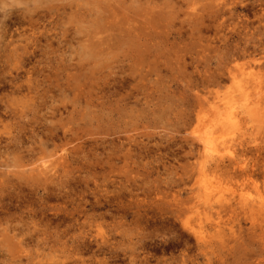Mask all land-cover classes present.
<instances>
[{
	"label": "rangeland",
	"instance_id": "rangeland-1",
	"mask_svg": "<svg viewBox=\"0 0 264 264\" xmlns=\"http://www.w3.org/2000/svg\"><path fill=\"white\" fill-rule=\"evenodd\" d=\"M248 71L264 0H0V264H264V211L189 192L264 200V110L221 169L192 131Z\"/></svg>",
	"mask_w": 264,
	"mask_h": 264
},
{
	"label": "bare ground",
	"instance_id": "bare-ground-1",
	"mask_svg": "<svg viewBox=\"0 0 264 264\" xmlns=\"http://www.w3.org/2000/svg\"><path fill=\"white\" fill-rule=\"evenodd\" d=\"M245 78L248 79V81L244 80V82L249 83L250 85L242 86L241 90L237 93L236 99L230 100L228 102L226 100L219 98V99H217V101L210 102L209 107H208V114L209 115L208 116L205 115L204 118L202 115L198 116L197 117V123H198L197 128L192 130L195 134L196 139L199 141V143L201 145L202 155L204 157V162L207 161L208 163H210V165H212V169H221L222 167H224L225 164L223 162H221L222 157H221L220 152H219L220 151L219 147L222 145H226V143H229L230 139H232L234 137L231 135V134H233V130L235 129L234 127H236V128L240 127L241 124L243 122H245L247 117H250V118H252V120H255V118L258 117V113L263 112V110H264V91H262V89L259 85V80H257L256 77L253 76V73L251 71L246 72ZM18 87H20V86H18ZM26 87L28 88L29 86H26ZM0 97L2 98V96H0ZM12 97H10L11 98L10 102H12L11 101ZM5 98H6V96H5ZM4 104H5V102H4ZM0 105H1V103H0ZM65 106L66 105H64V107ZM14 109L17 110V108H14ZM0 110H2V109H0ZM17 112H18V110H17ZM0 113H1V111H0ZM16 114L20 115V113H16ZM11 115L15 116L14 113ZM72 136H74V135H72ZM60 138H64V137H60ZM50 141L52 143V140H50ZM52 144L55 146L54 143H52ZM33 153H35V151H33ZM30 155H32V154H30ZM32 156H33L32 158L34 159V155H32ZM61 158H63V157H60V159ZM37 160H39V159H37ZM204 162L203 161L201 162L202 170L205 168L204 164H203ZM46 163H49V162L46 161ZM50 163H51V161H50ZM231 163H233L234 165L237 164L234 161H232ZM39 164H40V162H39ZM42 164H43V161H42ZM36 165H37V163H36ZM41 166L42 167H40V168H45V170H51L52 169L50 166H49V169L46 168L47 165L46 166L41 165ZM237 167L239 169L238 171L240 174L242 171V166L238 165ZM40 168H39V170L42 171V169H40ZM29 169H31V168H28L27 171H29ZM30 171L32 172L33 170H30ZM34 171H36V170H34ZM199 172H200V175L202 176L200 169H199ZM23 173H24V171H23ZM25 174H27V173H25ZM33 175H34V173H33ZM38 175H40V173ZM201 176H200V178H201ZM45 177H46V175H45ZM46 178H48V177H46ZM203 180L198 178L195 181V184H197V186L192 188L189 191L190 193H192L194 195V198H196L195 203H196L197 208L200 207L203 210L208 209V210L217 211L218 208L225 209V210L226 209L232 210V209L236 208V206H237V207H240L243 209H248V210H252V209L259 210L260 209V210L264 211V200L260 196H257V198H255L254 200H252L253 198H251V201H250V198L247 195L240 193L239 196L237 197L238 201L235 202L234 200H232V199H234V196L232 194L233 190H228L227 193L225 194L224 192L221 191V189H218L217 187H214V185H212L210 182L206 183ZM193 195H191V196L193 197ZM189 228L192 229L191 231L195 235L194 237L197 238V241L198 242L200 241L199 247H200V249H202V246L205 245V243H206V238H205L206 231H204V229H202V226H200V228L195 227V226L194 227L189 226ZM196 228H198V229H196Z\"/></svg>",
	"mask_w": 264,
	"mask_h": 264
}]
</instances>
